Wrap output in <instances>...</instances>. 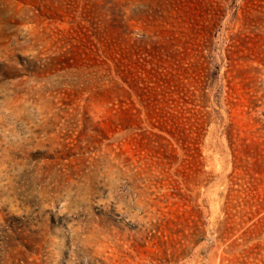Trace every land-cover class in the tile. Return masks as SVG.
<instances>
[{
  "label": "rangeland",
  "instance_id": "1",
  "mask_svg": "<svg viewBox=\"0 0 264 264\" xmlns=\"http://www.w3.org/2000/svg\"><path fill=\"white\" fill-rule=\"evenodd\" d=\"M0 264H264V0H0Z\"/></svg>",
  "mask_w": 264,
  "mask_h": 264
}]
</instances>
